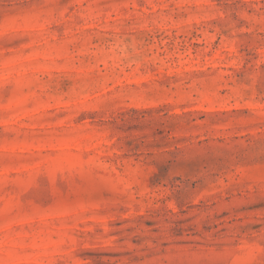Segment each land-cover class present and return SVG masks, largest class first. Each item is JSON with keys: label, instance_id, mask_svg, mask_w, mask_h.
Masks as SVG:
<instances>
[{"label": "rangeland", "instance_id": "rangeland-1", "mask_svg": "<svg viewBox=\"0 0 264 264\" xmlns=\"http://www.w3.org/2000/svg\"><path fill=\"white\" fill-rule=\"evenodd\" d=\"M0 264H264V0H0Z\"/></svg>", "mask_w": 264, "mask_h": 264}]
</instances>
